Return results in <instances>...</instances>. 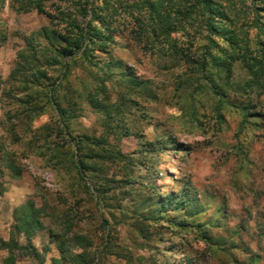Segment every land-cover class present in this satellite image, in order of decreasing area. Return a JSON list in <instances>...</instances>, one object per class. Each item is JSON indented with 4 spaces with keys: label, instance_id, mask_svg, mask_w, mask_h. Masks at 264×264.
Listing matches in <instances>:
<instances>
[{
    "label": "rangeland",
    "instance_id": "374dc122",
    "mask_svg": "<svg viewBox=\"0 0 264 264\" xmlns=\"http://www.w3.org/2000/svg\"><path fill=\"white\" fill-rule=\"evenodd\" d=\"M44 28H51L44 14L17 13L8 2L0 8V225L5 226L0 233L10 231L13 209L33 200L50 213L33 239L43 264L59 258L48 231H64L59 220L67 208L73 231L89 237L92 250L101 248L109 227L111 242L133 256L132 264H264V97L245 86L250 75L242 66L236 63L229 79L214 71L215 86L210 85L196 68H165L163 58L144 52L125 33L117 34L112 56L147 80L156 98L128 94L122 101L124 89L115 72L116 79L107 83L109 122L87 102L78 105L72 135L103 137L96 152L108 157L114 149L122 155L104 161L111 182L105 201L95 205L82 187L78 193L75 185L69 187V173L47 162L52 143L63 141L55 123L58 114L45 94L36 102L45 105L43 114L32 120L15 102L21 94L10 75L18 53L28 51L29 40L44 46ZM47 72L57 84L63 82L57 91L61 100L68 87L77 96L85 83L86 96L93 86L81 69H72L64 81L61 68ZM245 105L255 107L248 117L238 109ZM126 131L130 136L123 137ZM10 165L20 169V176ZM171 196L180 205L163 207ZM16 255L17 264H39ZM4 258L0 255V264ZM95 264L126 262L102 256Z\"/></svg>",
    "mask_w": 264,
    "mask_h": 264
},
{
    "label": "trees",
    "instance_id": "16d2710c",
    "mask_svg": "<svg viewBox=\"0 0 264 264\" xmlns=\"http://www.w3.org/2000/svg\"><path fill=\"white\" fill-rule=\"evenodd\" d=\"M6 2L17 13L35 11L50 20L51 28H44L41 33L44 46L38 43L35 47L29 40L28 51L18 53L19 60L10 75L21 94L15 102L32 120L43 114L45 105L38 107L36 102L40 101L42 92L45 94L47 103L58 114L55 123L63 141V144L52 143L47 162L58 171L69 173L72 178L68 180L69 187L75 185L77 193L82 187L93 197L95 205L105 201L106 185L111 182L107 180L104 161L121 160L122 155L114 149L108 151V157L96 152L95 148L105 141L103 137L72 135L70 125L79 116L78 105L87 102L109 122L113 117L107 104L110 98L107 83L116 79L115 72L124 89L120 95L122 101L128 99V94L156 98L147 80L140 79L130 67L112 56L117 34L125 33L144 52L163 58L165 68L181 65L196 68L200 80L214 86V71L229 79L234 65L239 63L250 75L245 86L250 92L257 90V97H264V0H0V8ZM56 68L62 69L61 81L72 69L88 72L92 88L84 96L87 85L82 83L83 92L76 96L68 87V95L59 99L57 91L63 82L57 84L47 72ZM112 108H117L119 113L118 105L112 104ZM254 108L238 106L244 117ZM260 120L264 126L262 115ZM104 126L110 127L107 123ZM122 136L130 134L126 131ZM10 168L14 176H20V169L14 165ZM172 203L175 208L180 205L171 196L163 200L162 206ZM49 215L46 205L37 206L33 200L13 209L9 239L0 238V250L7 252L1 264H17L16 254L20 253L43 264L42 253L33 245V239L45 229L43 219ZM70 219L67 208L59 220L64 231H48L59 252V258H52L51 264H95L102 256H114L132 264L133 256L123 254L124 249L111 242L109 227L101 248L92 250L93 241L74 232ZM103 223L106 228L107 221Z\"/></svg>",
    "mask_w": 264,
    "mask_h": 264
},
{
    "label": "crops",
    "instance_id": "0c3cea01",
    "mask_svg": "<svg viewBox=\"0 0 264 264\" xmlns=\"http://www.w3.org/2000/svg\"><path fill=\"white\" fill-rule=\"evenodd\" d=\"M3 204V203H2ZM13 212V211H12ZM13 224V219H12V216L10 215V222L8 223V231H9V228H11ZM3 224L0 225V230H2L1 232L5 231V226H2ZM7 226V225H6ZM10 226V227H9ZM4 227V230L2 229ZM7 233V232H6ZM38 235V233L36 234V236ZM9 236H10V231L8 232L7 235L5 234H1L0 233V238L4 241H7L9 239ZM35 238V237H34ZM0 255L2 256H7V252L6 251H3V250H0ZM55 257H57L56 255H54Z\"/></svg>",
    "mask_w": 264,
    "mask_h": 264
}]
</instances>
